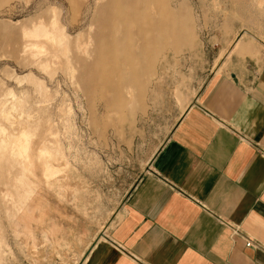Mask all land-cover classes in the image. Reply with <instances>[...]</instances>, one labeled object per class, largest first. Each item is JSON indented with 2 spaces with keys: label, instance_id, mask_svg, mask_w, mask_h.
<instances>
[{
  "label": "rangeland",
  "instance_id": "rangeland-1",
  "mask_svg": "<svg viewBox=\"0 0 264 264\" xmlns=\"http://www.w3.org/2000/svg\"><path fill=\"white\" fill-rule=\"evenodd\" d=\"M263 58L264 0H0V264H83L204 87Z\"/></svg>",
  "mask_w": 264,
  "mask_h": 264
},
{
  "label": "crops",
  "instance_id": "crops-1",
  "mask_svg": "<svg viewBox=\"0 0 264 264\" xmlns=\"http://www.w3.org/2000/svg\"><path fill=\"white\" fill-rule=\"evenodd\" d=\"M250 77L204 87L83 264H264V58Z\"/></svg>",
  "mask_w": 264,
  "mask_h": 264
},
{
  "label": "built area",
  "instance_id": "built-area-1",
  "mask_svg": "<svg viewBox=\"0 0 264 264\" xmlns=\"http://www.w3.org/2000/svg\"><path fill=\"white\" fill-rule=\"evenodd\" d=\"M246 246H253L255 248H261L260 245L256 242H253L252 240L246 238V243H245Z\"/></svg>",
  "mask_w": 264,
  "mask_h": 264
},
{
  "label": "bare ground",
  "instance_id": "bare-ground-1",
  "mask_svg": "<svg viewBox=\"0 0 264 264\" xmlns=\"http://www.w3.org/2000/svg\"><path fill=\"white\" fill-rule=\"evenodd\" d=\"M145 15V14H144ZM159 30H160V28H159ZM169 34H170V32H169ZM148 37V36H147ZM99 74V73H98ZM101 77V76H100ZM105 78V77H104ZM103 78V79H104ZM138 78V77H137ZM98 79V78H97ZM100 79H102V78H100ZM95 80V79H94ZM99 80V79H98ZM101 82H103V81H101ZM108 82V81H107ZM98 83V82H97ZM106 83V82H105ZM110 83V82H109ZM137 83V82H136ZM95 84V83H94ZM135 84V83H134ZM107 85V83L105 84V86ZM133 85V84H132ZM132 87V86H131ZM86 88H87V86H86ZM3 155V148L2 147H0V156H2Z\"/></svg>",
  "mask_w": 264,
  "mask_h": 264
}]
</instances>
